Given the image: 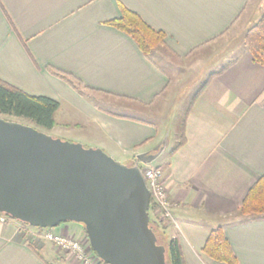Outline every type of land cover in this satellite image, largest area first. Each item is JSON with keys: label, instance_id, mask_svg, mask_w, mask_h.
Masks as SVG:
<instances>
[{"label": "crops", "instance_id": "1", "mask_svg": "<svg viewBox=\"0 0 264 264\" xmlns=\"http://www.w3.org/2000/svg\"><path fill=\"white\" fill-rule=\"evenodd\" d=\"M122 6L165 34L149 58L107 25ZM263 13L264 0H0V80L58 101L55 120L89 128L96 149L160 167L171 213L164 241L178 239L186 264H223L203 253L218 228L240 264H264V217L239 213L264 175V66L243 44ZM195 61L194 80L184 73ZM159 149L151 164L137 159ZM54 231L89 242L79 227ZM42 234L0 223V264H78Z\"/></svg>", "mask_w": 264, "mask_h": 264}, {"label": "water", "instance_id": "2", "mask_svg": "<svg viewBox=\"0 0 264 264\" xmlns=\"http://www.w3.org/2000/svg\"><path fill=\"white\" fill-rule=\"evenodd\" d=\"M162 151L137 159L151 164ZM145 183L139 165L0 118V213L40 229L82 224L106 264H168Z\"/></svg>", "mask_w": 264, "mask_h": 264}, {"label": "trees", "instance_id": "3", "mask_svg": "<svg viewBox=\"0 0 264 264\" xmlns=\"http://www.w3.org/2000/svg\"><path fill=\"white\" fill-rule=\"evenodd\" d=\"M122 15L120 18L109 21L110 25L122 33L132 37L138 45L141 52L146 57H150L157 47L164 44L165 34L161 31H155L136 13L121 7ZM247 49L252 54L255 63L264 66V13L259 18L258 23L252 27L244 37V43ZM48 70L56 77H60L71 86L81 85L82 83L68 73H64L55 68L49 67ZM203 90V89H202ZM195 94L197 98L201 91ZM192 102V104H193ZM191 104V106H192ZM58 101L44 96L30 95L12 85L0 80V116L12 118H22L35 122L36 127H41L46 130H51L55 127L56 122L54 113L59 109ZM143 170V167H141ZM241 217H264V175L259 181L252 186L246 198L244 199L239 209ZM7 218L8 221H14L9 216L0 213V216ZM150 227L154 233L155 227L166 230L167 220H163L158 206L151 201L149 210ZM23 224V223H22ZM166 224V225H165ZM27 226L26 224H24ZM42 230L40 228H37ZM156 234V233H155ZM157 236V234H156ZM158 244L164 245L167 251L168 264H186L182 256V250L178 239L172 238L165 245V242H160L157 236ZM221 228L214 229L209 234L203 247L204 255L210 259L223 264H240L230 243Z\"/></svg>", "mask_w": 264, "mask_h": 264}, {"label": "built area", "instance_id": "4", "mask_svg": "<svg viewBox=\"0 0 264 264\" xmlns=\"http://www.w3.org/2000/svg\"><path fill=\"white\" fill-rule=\"evenodd\" d=\"M145 181L151 192L152 201L158 206L163 220L170 219V201L162 183L163 171L160 167H146L142 170ZM6 217L0 216V223H7ZM25 226V225H23ZM28 227V226H25ZM43 237L61 252L71 255L78 264H106L92 251L88 245L74 236L56 233L54 229H42Z\"/></svg>", "mask_w": 264, "mask_h": 264}, {"label": "rangeland", "instance_id": "5", "mask_svg": "<svg viewBox=\"0 0 264 264\" xmlns=\"http://www.w3.org/2000/svg\"><path fill=\"white\" fill-rule=\"evenodd\" d=\"M235 45H233V47H234ZM196 58L198 57L199 58V56H195ZM197 62L198 61H195L194 62V66L191 68V67H189L188 66V68H187V70H188V72L186 71V73H184L185 75H189V78L190 79H196V77L195 76H198V75H200L201 74V72L199 71L200 70V68H196V65H197ZM193 65V64H192ZM192 69V71L191 72H189V69ZM188 77V76H187ZM187 77H186V79H187ZM0 118H3V119H5V120H7V121H13V122H17V123H20V124H23V125H26V126H29V127H33V128H35V129H37V130H39V131H41V132H43V133H45V134H47V135H49V136H51L52 138H58V139H61V140H64V141H67V142H72V143H79V144H82L84 147H86V149L88 148V149H96V148H98L94 143H92L91 142V134H92V132H91V130L89 129V128H87V129H85V130H81V131H78L76 128H74V125L73 124H75V121H73L71 118H70V116H64V114H60L59 116H58V118H56V120H57V124H58V126H59V128L58 129H56V130H46V129H43V128H41V127H36V124H35V122H33V121H31V120H27V119H22V118H12V116L11 117H3V116H0ZM55 119V118H54ZM56 120H55V122H56ZM69 124L70 126H72L71 128V130H67L66 132L63 130V128H62V125L63 124ZM178 125H177V127L173 130V132L171 133L172 134V136L170 137V148H172L173 147V145L175 144V141L177 142V140L178 139H176V130H177V132H178ZM64 132V133H63ZM68 132V133H67ZM79 140H82V142H78ZM84 140V141H83ZM107 154V153H106ZM110 156V155H109ZM111 158H113V160H116L117 162H119V163H121V164H123V165H126V166H128L129 165V162L127 161V160H124V159H119V158H116V157H111ZM161 161V159L160 160H158V161H156L153 165H157V164H159V162ZM254 217H256V216H254ZM18 222V221H17ZM167 224V223H166ZM165 224V225H166ZM24 225V224H23ZM69 226L70 228L71 227H79V228H81V230L83 231V233L85 234L86 232H85V228H84V225H82V224H79V223H75V222H70V223H65V224H61L59 227H57V228H55V229H58V228H60V227H63V226ZM30 228H33L34 229V227H31V226H29ZM36 229V228H35ZM155 233L157 234V236L159 237V241L160 242H165V245L167 244L166 243V241H164V239H165V232L163 231V228L161 229H159V228H157V227H155ZM44 234V233H43ZM43 241H45V242H49V241H46L45 239H43ZM50 243V242H49ZM85 243V242H84ZM86 245H88V247H90V244H89V242H87V243H85ZM54 247V249H56L57 251H59L60 252V250L59 249H57V247H55V246H53Z\"/></svg>", "mask_w": 264, "mask_h": 264}]
</instances>
